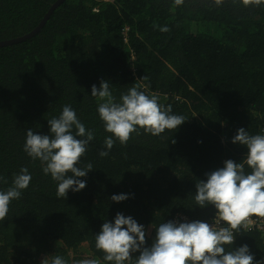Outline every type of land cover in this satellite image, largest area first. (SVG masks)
<instances>
[{
  "label": "trees",
  "instance_id": "16d2710c",
  "mask_svg": "<svg viewBox=\"0 0 264 264\" xmlns=\"http://www.w3.org/2000/svg\"><path fill=\"white\" fill-rule=\"evenodd\" d=\"M57 0H0V40L34 29ZM167 29L166 31L163 29ZM108 80L119 99L137 86L186 120L158 136L143 129L109 154L91 86ZM64 105L94 139L80 158L91 164L79 192L57 197L56 182L23 150L26 130L46 134ZM240 127L264 130V4L242 0H64L31 38L0 47V190L26 167L32 179L0 221V264H45L83 246L99 264L95 234L117 212L148 228L177 214L209 221L213 206L194 205L195 185L227 159L244 162L231 143ZM246 171H250L246 167ZM130 198L113 202V194ZM193 206V207H192ZM192 207V208H190ZM256 216V215H254ZM259 217V216H256ZM264 257L258 230L239 228L234 247ZM231 250L232 246H225Z\"/></svg>",
  "mask_w": 264,
  "mask_h": 264
},
{
  "label": "clouds",
  "instance_id": "9594fccd",
  "mask_svg": "<svg viewBox=\"0 0 264 264\" xmlns=\"http://www.w3.org/2000/svg\"><path fill=\"white\" fill-rule=\"evenodd\" d=\"M217 4L222 0H215ZM244 5H262L264 0H242ZM177 5L183 0H175ZM163 30H167L166 28ZM91 96L100 103L97 107L104 130L111 133L104 139V150L109 154L116 141L126 144L132 133L143 129L153 136L174 130L185 122L182 115L172 113L171 107L159 103V97L130 87L117 99L108 80L101 79L99 87L91 86ZM48 132L40 134L29 128L23 144L24 152L33 160L39 159L42 171L56 182L57 197L65 198L69 190L79 192L86 187L87 173L93 169L79 167L80 158L94 139L92 129H86L70 105H64L58 117L47 120ZM231 143L246 148L244 162L227 159L221 167L206 172V179L195 185L194 205L213 206L209 221L168 220L152 225L151 243L148 228L131 215L117 212L111 221L105 220L95 234V247L104 253L103 260L111 264H264L257 260L247 244L234 247L236 232L243 228L252 215L264 217V134H249L240 127ZM246 167L250 171H246ZM32 176L26 167L13 177L7 190H0V221L4 220L12 200L19 199L30 185ZM0 176V183H5ZM131 194L111 195L113 202H122ZM192 206V207H193ZM190 207V208H192ZM245 229V228H243ZM264 237V236H263ZM232 246L231 250L225 246ZM45 264H66L61 256H54ZM80 264H99L85 259Z\"/></svg>",
  "mask_w": 264,
  "mask_h": 264
},
{
  "label": "water",
  "instance_id": "95a60500",
  "mask_svg": "<svg viewBox=\"0 0 264 264\" xmlns=\"http://www.w3.org/2000/svg\"><path fill=\"white\" fill-rule=\"evenodd\" d=\"M64 0H57L56 2H54L52 4V6L49 8L48 12L45 14V16L42 18V20L39 22V24L32 29L31 31L11 38V39H6V40H0V47L2 46H7V45H12V44H16L22 41H25L29 38H31L32 36H34L37 32H39V30L43 27V25L46 23L47 19L50 17V15L52 14V12L54 11V9L56 7H58L60 5L61 2H63Z\"/></svg>",
  "mask_w": 264,
  "mask_h": 264
},
{
  "label": "built area",
  "instance_id": "2783aa9c",
  "mask_svg": "<svg viewBox=\"0 0 264 264\" xmlns=\"http://www.w3.org/2000/svg\"><path fill=\"white\" fill-rule=\"evenodd\" d=\"M262 134H264V130H262ZM175 219L191 221L187 216L183 214H177L173 220ZM242 227L247 231L253 229L258 230L264 236V217H256L252 215L245 221V225H242Z\"/></svg>",
  "mask_w": 264,
  "mask_h": 264
},
{
  "label": "rangeland",
  "instance_id": "374dc122",
  "mask_svg": "<svg viewBox=\"0 0 264 264\" xmlns=\"http://www.w3.org/2000/svg\"><path fill=\"white\" fill-rule=\"evenodd\" d=\"M41 259H42V261H46L47 257H42ZM85 259L97 260L91 256V254L87 251V248L84 246L82 248H80L79 251L72 253L73 264H80V261L85 260Z\"/></svg>",
  "mask_w": 264,
  "mask_h": 264
}]
</instances>
